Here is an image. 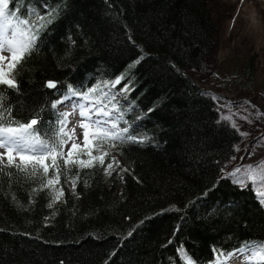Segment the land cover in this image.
<instances>
[{"label": "trees", "instance_id": "16d2710c", "mask_svg": "<svg viewBox=\"0 0 264 264\" xmlns=\"http://www.w3.org/2000/svg\"><path fill=\"white\" fill-rule=\"evenodd\" d=\"M211 2L9 0L7 11L28 18L33 29L41 16L51 20L34 50L3 69L17 84L0 85L11 118L27 123L39 116L34 127L52 137L59 114L51 104L70 85L77 93L98 88L88 98L98 100L101 87L123 77L113 87L124 100L115 102L119 127L145 142L105 144L92 150L96 157L108 153L103 166L70 171L67 143L59 183L51 168L33 177L31 169L3 162L0 264H186L182 251L209 264L224 260L219 253L264 243V206L250 186L223 177L242 138L186 76L199 74L212 52ZM237 68L236 81H254L253 60ZM48 81L57 87L47 88ZM89 141L71 149L73 159L91 160ZM113 158L119 168L106 175ZM48 178L53 186L40 190ZM61 187L64 195L50 209L53 188Z\"/></svg>", "mask_w": 264, "mask_h": 264}, {"label": "snow or ice", "instance_id": "6c2138e0", "mask_svg": "<svg viewBox=\"0 0 264 264\" xmlns=\"http://www.w3.org/2000/svg\"><path fill=\"white\" fill-rule=\"evenodd\" d=\"M9 0H0V53L7 50L11 58L20 63V61L29 54L35 48L36 40L40 30L45 26L46 23H51L50 19H46L44 16L40 17V23L33 29V26L29 23L28 18H21L14 12H8ZM31 16H35L34 10L30 13ZM51 15V13H49ZM17 52H19V58H17ZM141 57L140 59H142ZM5 57L0 55V61H3ZM138 59L135 63H139ZM133 67L135 65H132ZM14 67V65H13ZM123 77L118 78L111 87H115L116 84L120 83ZM0 85H7L9 88H16L17 84L13 79H8L7 74L0 69ZM46 87L53 89L57 87L56 82L48 81L46 82ZM98 91V88L89 89L88 93H77L75 89L70 85L68 88V94L63 97V99H58L51 104L52 109H58V106L63 104L67 100H71L73 97H80L82 99H88L92 93ZM124 91H128L126 87ZM109 93H105L102 99L90 100L89 105L84 104H74L73 112H62L59 114L55 124L57 126L55 133L52 137H48L47 134H41L39 128L34 126L40 123L39 116L31 119L27 123H20L11 118V110L4 109V97L0 95V148L5 149V153L0 154V170H2L3 160L2 156L7 155L8 167H16L18 171L29 173L35 177L43 169V175L48 176L49 169H53L55 172L56 182L59 183L60 178V167L58 163L59 159L64 157V147L69 142L71 143V149H78L81 145L75 142L76 132L75 128L71 131L68 130L69 116L73 115L77 110L81 118L79 123V128L82 129L83 145L87 147L90 143L89 137H91L92 149L88 151V155L91 160L85 161L83 159H73L71 149H69L68 159H64V165L68 167L70 171L75 165H79L81 169L93 167L94 162L100 165L105 164L104 157L108 155L104 152L103 156H92V150H100V148L108 144L111 147H115L116 142H131V143H144V138L136 137L130 134L129 128L119 127V122L123 120L122 113L119 116L114 114L118 111L115 103H112V107L109 109L107 104L102 107H98L102 103V100L109 98ZM115 100L112 96L110 103ZM95 117V118H94ZM11 125H17L15 127ZM13 153L19 156L20 163L14 164ZM82 152L77 153V155H82ZM50 160L51 163H47ZM109 162L104 168L106 175H111V171H115L119 168V162ZM264 163V162H261ZM255 168L254 165H250L248 171H252ZM121 171H127V169H121ZM240 172V169H236L235 172L228 173V177L233 178L234 183H244L245 180L249 179V176L239 177L236 173ZM10 175V174H9ZM227 178V177H226ZM264 182V181H262ZM73 192L75 193L76 179H72ZM53 186V179L48 178L46 184L41 185V189L51 188ZM33 193L37 189L32 190ZM52 202L48 204L51 209L53 204L60 200L64 195L63 188L61 187L59 191L53 188ZM262 197L261 202L264 203V193L260 194ZM15 201V196L12 197ZM47 219V218H46ZM131 235V233H129ZM239 254L248 256L251 255V259H246L245 264H264V243L260 245L246 244L243 248L239 249ZM114 254V253H113ZM185 256L186 264H195V262L183 253ZM221 257L230 258L236 253H219ZM219 264V262H218Z\"/></svg>", "mask_w": 264, "mask_h": 264}, {"label": "rangeland", "instance_id": "374dc122", "mask_svg": "<svg viewBox=\"0 0 264 264\" xmlns=\"http://www.w3.org/2000/svg\"><path fill=\"white\" fill-rule=\"evenodd\" d=\"M244 3L250 6V13L244 12ZM210 10L216 26L212 52L199 74L188 72L186 76L214 101L222 119L242 138L235 159L224 175L233 181L228 173L240 169L237 176L250 178L236 184L250 186L264 206L260 195L264 193V163H261L264 162V0H212ZM252 21L258 26L255 30L250 28ZM12 60L9 55L0 61V69ZM249 60H253L256 72L254 81L246 85L236 81V74L241 73L237 67ZM110 100H104L108 106ZM67 127L69 131L75 128V142L83 147L82 129L76 124ZM71 143L68 142L65 153L71 149ZM3 153L5 149L0 148V154ZM7 158V155L2 156L4 162ZM250 165L255 166L252 171H248ZM250 257V254L237 256L238 260L228 264H242V260L245 264Z\"/></svg>", "mask_w": 264, "mask_h": 264}, {"label": "bare ground", "instance_id": "6f19581e", "mask_svg": "<svg viewBox=\"0 0 264 264\" xmlns=\"http://www.w3.org/2000/svg\"><path fill=\"white\" fill-rule=\"evenodd\" d=\"M244 5H245V3H244ZM245 9H244V12H246V13H250V6H248V4H246L245 6ZM255 17H253V19H254ZM257 24L254 22V21H252V23H250V28L252 29V30H255V29H257L258 28V26H256ZM237 69H239V68H237Z\"/></svg>", "mask_w": 264, "mask_h": 264}]
</instances>
